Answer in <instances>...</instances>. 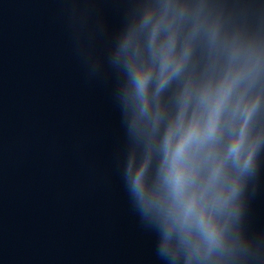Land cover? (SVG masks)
<instances>
[{
  "label": "clouds",
  "instance_id": "clouds-1",
  "mask_svg": "<svg viewBox=\"0 0 264 264\" xmlns=\"http://www.w3.org/2000/svg\"><path fill=\"white\" fill-rule=\"evenodd\" d=\"M109 62L130 142L127 188L156 230L158 256L169 264H230L262 142L253 135L260 96L251 92L264 58L223 35L206 0H142Z\"/></svg>",
  "mask_w": 264,
  "mask_h": 264
}]
</instances>
